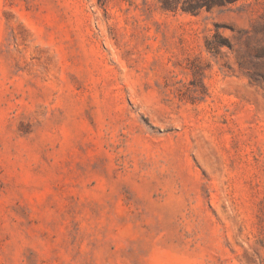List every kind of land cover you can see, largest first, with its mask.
Here are the masks:
<instances>
[{
    "label": "rangeland",
    "instance_id": "374dc122",
    "mask_svg": "<svg viewBox=\"0 0 264 264\" xmlns=\"http://www.w3.org/2000/svg\"><path fill=\"white\" fill-rule=\"evenodd\" d=\"M0 264H264V0H0Z\"/></svg>",
    "mask_w": 264,
    "mask_h": 264
},
{
    "label": "trees",
    "instance_id": "16d2710c",
    "mask_svg": "<svg viewBox=\"0 0 264 264\" xmlns=\"http://www.w3.org/2000/svg\"><path fill=\"white\" fill-rule=\"evenodd\" d=\"M213 1V0H211ZM204 4L202 2H197L196 4H191L190 8L193 10V11H196L197 9H199L200 7H202ZM211 4H207V7H210Z\"/></svg>",
    "mask_w": 264,
    "mask_h": 264
}]
</instances>
